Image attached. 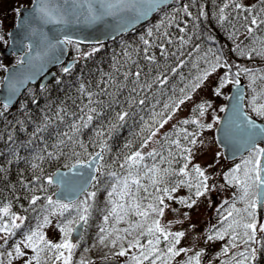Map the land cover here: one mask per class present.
Here are the masks:
<instances>
[{
  "label": "snow or ice",
  "instance_id": "1",
  "mask_svg": "<svg viewBox=\"0 0 264 264\" xmlns=\"http://www.w3.org/2000/svg\"><path fill=\"white\" fill-rule=\"evenodd\" d=\"M72 4L71 9H65L54 0H34L24 37L27 42H21L23 54L18 57L17 65L31 67L37 62L43 70L49 62L61 63L60 57L53 53L56 49L64 51L61 46L70 45L77 52L75 63L64 66L62 72L71 74L76 63L87 60L100 49L94 47L90 52H81V42L68 35L61 39L42 34L37 42L34 39L38 32L36 25L66 27L74 22L96 24L113 18L123 30L150 13L160 11L168 0H72ZM181 12L185 17L196 19L186 4L176 9L177 15L163 16L159 23L139 36L141 46L125 47L124 62H113V72L104 74L106 79L98 82L99 91L93 93L87 91L84 84L80 85L79 92L87 102L77 112L56 110L55 121L59 123H64L66 116L72 117L67 131H57L52 137L49 129L54 118L47 114L42 117L33 131L42 146L31 149L30 159L26 158L33 178L27 183L20 181L30 193L26 197L28 207L21 204L20 208L31 214L32 222L27 223L28 215L14 212L11 202L0 206V264H92L83 258L74 260L79 246L74 242V234L87 227L97 196V191L90 189H98L102 178L109 182L103 222L110 226L100 227L99 244L115 250L112 257L105 255L106 261L118 257L124 264H201L203 251L194 252L180 246L185 232L172 231L173 221H166L165 216L174 213L177 217L174 223L183 225L191 220V210L217 191L214 176L209 172L213 165L201 167L194 163L199 146L205 143L203 133L217 125L223 137L218 142L240 162L227 172L217 173L224 182L221 189L226 186L233 191L231 199L224 200L216 209L219 226L209 229L206 240L222 241L227 237L223 254L228 256L230 250H237L227 264H256L258 257L264 254V220L258 218V213H264V68L230 63L223 46L216 51L209 48L194 61L195 75L180 76L182 86L178 93L174 86L170 88L171 95L162 110L155 111L156 104H153L150 121L140 118V133L135 134L140 136L139 141H127L120 154L112 158L111 165L105 160L112 153L110 141L114 133L132 119L137 110H142L153 87L164 92L169 85V74L175 76L185 66L182 57L193 36L187 32V21H178ZM199 15L205 16L203 8ZM73 16L75 21L70 19ZM216 19L234 45L230 51L238 58L264 60V0H256L255 4L224 0ZM173 28L177 33L175 37L171 32ZM208 39L215 44L213 37ZM194 52H200L199 44L186 54L192 57ZM170 58L175 59V66H167ZM141 59L155 67V75L151 74V69L145 71ZM161 59L166 64L163 70L160 69ZM221 69L223 74L211 91L221 97L223 90L231 85L233 95L224 97L231 106L219 108L225 117L213 115L211 122H204L213 104L207 99L195 103L194 95ZM31 78L8 79L9 95L3 99L4 111H0V116L9 109L19 86ZM242 78L247 80L246 85ZM129 82L131 87H128ZM56 83L61 81L56 80ZM125 91L127 95L121 100ZM188 102L194 104L190 117L176 119L171 130L164 131ZM86 132L91 133L87 141L83 139ZM48 139H52V143H47ZM8 140L12 141V137ZM61 161L54 171L46 172V164ZM213 162H216L215 157ZM112 165H118L121 171H112ZM5 171L0 167V173ZM182 189H187V195L179 194ZM48 229H55L58 238H51ZM18 235L19 239H15Z\"/></svg>",
  "mask_w": 264,
  "mask_h": 264
},
{
  "label": "trees",
  "instance_id": "2",
  "mask_svg": "<svg viewBox=\"0 0 264 264\" xmlns=\"http://www.w3.org/2000/svg\"><path fill=\"white\" fill-rule=\"evenodd\" d=\"M224 0H175L171 5L165 6L160 9L148 22L140 25L134 30L123 34L113 41L105 43L100 46H88L80 44L81 52H90L94 47H98L100 50L94 55L90 56L87 60H80L79 63H76L75 68H73L71 74H64L62 72L63 67H58L56 69L57 76L54 77L42 90L38 84L30 85L22 94L20 99L14 105V107L9 108L5 111L4 116H0V167L5 168L4 173H0V206H3L5 203L11 202L13 204V211L18 212L21 215H28L29 221L31 223V214L23 212L20 208V205L23 204L24 207H28L26 197L30 195L26 189H24L20 183L23 180L25 183L32 180L33 173L29 167V164L26 163V158L30 159V152L33 148L41 147L39 140L33 136L34 129L40 125L42 117L47 114L54 118V123L49 129V133L52 137L55 136L57 131H67L68 124L71 123L72 117L66 116L64 123H59L55 121V112L58 108H64L68 112H77L78 108L82 106L83 103H86V99L79 92L81 84H84L87 91L97 92L99 91L97 85L102 79H106L104 74H109L113 72L112 65L115 60H119L120 63L124 62L123 50L127 45L133 47L141 46L139 36L145 34L146 29L153 27L155 24L159 23L160 19L165 16L177 15L176 9L182 7V5H188L189 11L192 12L193 17H185L181 12L177 19L178 21H187V32L189 35L193 36L192 41L185 48V54L183 59L185 60V66L179 69L177 75H170L169 85L166 86V90L162 92L161 90L156 89L154 86L151 93L149 94V100L145 106L142 107V110H137V114L127 121V123L119 128L113 135L110 145L112 148V153L110 156H106L105 160L108 164L111 165L112 158L117 154H120L123 145L127 141L138 142L140 136L135 135L140 133L142 126L141 117L144 120L151 119V113L153 111L152 105L156 104L155 111L159 112L162 110L163 103L167 101L168 96L171 95L170 88L175 87L177 93L179 87L182 86L180 76L190 77L196 74V69L193 68L194 61L202 56L205 51L211 48L213 51H216L223 46L224 55L228 58L230 63H239L241 65H246L253 68H264V60L259 57L255 58L252 61H248L245 58H238L237 55L230 51L234 46L231 41L227 39V33L217 23L216 14L218 9L222 6ZM256 3V2H255ZM253 3V4H255ZM258 6V5H257ZM201 8L205 12V16L201 17L199 15ZM226 11H230L226 10ZM227 27V25L225 26ZM173 37L176 36V29H171ZM183 35V34H181ZM211 36L215 40L213 44L212 40H209L208 37ZM242 39V37H241ZM247 43V41H245ZM195 44L200 45V52L193 53L192 57H189L186 53L191 49ZM172 50H175L173 48ZM77 55L76 49L74 46H70V59H74ZM141 66L145 71L152 70L151 74H156V69L152 65H148L145 61L141 59ZM175 59L170 58L167 61V66H175ZM166 67L165 62L161 59L160 69L163 70ZM222 73H223V69ZM122 79V77H120ZM142 77V81H143ZM56 80H60L61 83L57 84ZM244 84H247V80L242 78ZM131 83H128V87H131ZM246 88V92H247ZM124 95H127V91L121 96L123 100ZM139 98V97H138ZM247 99V97H246ZM33 100L36 103H33ZM159 101V103H156ZM0 111H4L2 104L0 103ZM189 118V117H188ZM22 122V123H18ZM171 130V127L166 130ZM49 133H43L42 135L48 136ZM90 132H86L83 139L88 140ZM12 137V141L8 140V137ZM47 143H52V139H48ZM51 150V149H50ZM92 149L90 148V151ZM19 157V159L17 158ZM11 161V163H9ZM237 160L234 163L230 164L224 172H227L235 163H239ZM61 162H54L52 164H46L45 169L47 173H50L59 166ZM107 170V169H106ZM112 171H121L118 165H112ZM223 172V173H224ZM109 187V182L107 178H102L101 183L97 188L90 189L92 191H97V196L95 198L94 207L92 209V214L89 219L88 225L85 228L83 239L78 243V248L74 256L75 261H79L83 258L86 261H91L92 264H96L98 261L104 259L105 255L112 257L114 249L109 247H104L99 244V232L100 227H109L110 225H104L103 216L106 214V196L107 190ZM231 191H233L231 189ZM39 194V193H38ZM180 195H187V189H182L179 193ZM19 196L20 200H16V197ZM83 199V197H81ZM231 199V196L228 200ZM220 207V206H219ZM225 207H227L225 205ZM216 223L213 226H219V214L215 213ZM27 223L25 227H27ZM111 223V222H110ZM212 226V227H213ZM207 228L206 233L209 234V229ZM49 236L51 238H58L59 233L55 229H48ZM19 239V235L15 238ZM223 243L225 247L227 245V237L225 240H217ZM11 244V241H10ZM8 247V246H6ZM10 250V248H9ZM237 251V250H230ZM223 252L219 251L220 258L223 256ZM7 258L5 257V260ZM222 260V259H221ZM220 261V260H219ZM217 264H221L216 260ZM18 264V262H16ZM121 264H124L123 259L121 258ZM256 264H264V254H261L258 257Z\"/></svg>",
  "mask_w": 264,
  "mask_h": 264
},
{
  "label": "rangeland",
  "instance_id": "3",
  "mask_svg": "<svg viewBox=\"0 0 264 264\" xmlns=\"http://www.w3.org/2000/svg\"><path fill=\"white\" fill-rule=\"evenodd\" d=\"M247 4H253L256 0H245ZM21 7L19 0H0V37H3L0 40V49H4L8 42V31L14 25L15 16L17 15L18 9ZM17 62L16 58L2 60L0 58V65H3V68H0V83L4 77L5 70L4 68H10V66L15 65ZM222 70H219L213 77L209 78V84L206 85L203 89L199 90L197 94L194 95V102L199 103L201 100H210L213 104V109L210 110L209 114H206L204 122H211V117L213 115H221L218 110L220 107L225 106V96H228L229 91L232 86L229 85L223 90L224 95L221 97H216L213 95L211 88L215 86L216 81L220 75H222ZM194 106L193 102H188L182 106L181 110L177 112L176 117L173 121L166 125L165 130L171 127L172 123H175L176 119H185L190 117L191 109ZM216 126L211 131H205L203 133V138L205 143L202 146H199L197 152V157L194 160V163L201 164L203 167H207L209 164L213 166L209 168L211 171H220L222 172L227 165L222 151L218 147L215 141L214 131ZM216 158V162H213V158ZM222 181V180H221ZM217 191H214L210 194V197L207 200L202 199L199 207L197 209L191 210V220H186L183 225L175 224L176 215L174 213H166L165 220L173 221L172 231H184L185 237L182 238L181 245L182 247H187L193 249V251H203L204 255L201 257V264H217L216 260L221 264H227L230 260L232 254L235 251H230L228 256L223 255L221 258L219 256V251L223 249V243L220 241H207L206 240V230L212 225L215 224L214 212L215 210L223 203L224 200H227L230 197L231 189L226 186L221 189L220 181L217 179L214 180ZM195 225V228L192 227ZM190 255L192 253H189ZM186 258V257H185ZM219 258V259H217ZM222 259V260H221ZM220 260V261H219Z\"/></svg>",
  "mask_w": 264,
  "mask_h": 264
},
{
  "label": "water",
  "instance_id": "4",
  "mask_svg": "<svg viewBox=\"0 0 264 264\" xmlns=\"http://www.w3.org/2000/svg\"><path fill=\"white\" fill-rule=\"evenodd\" d=\"M173 1L174 0H168V4L164 6L172 4ZM54 3L60 6L61 8H65V9H71L73 7L72 0H54ZM33 8H34V0L31 6L22 7L20 9L19 15L16 20V24L9 31V44L5 50L1 51L2 58H5L6 56H11L12 54H15V55H18L19 53L23 54L20 51L22 47L21 42L24 41V37L27 34L28 20L31 18V15L33 14ZM20 13H22V15ZM155 13H150L144 19L135 22V24H129L123 30L120 29V27L117 24V21L113 18H108L105 21L99 22L96 24H85L83 22H79V23L74 22V23L69 24L66 27L61 26V25L38 24L36 25V27L38 28V32H37L36 37H34V39L38 42L42 38V34H47L50 38L59 37L61 39L65 35H68L72 37L74 40H79L81 44H88V45L103 44L147 22L153 17ZM70 19L75 21L74 16L71 17ZM24 42L26 43L27 41H24ZM61 47L64 49V51H61L60 49H56L55 52L53 53L54 56L60 57V60L62 61L61 63L49 62L45 64V66L43 67V70H41L40 64L37 62H34V65L31 67H29L28 65H24V66L15 65V66H11L10 68H8V71H6L2 85L0 87L1 103H3V99L9 95V87H8L9 78L28 77V76L32 77L31 79L26 80V82L23 85L19 86V90L17 91L9 107H12L18 101L19 97L22 95L24 90L30 84H35L42 78L41 87L42 86L44 87L47 84V82L53 76L56 75L55 71H52L51 73H48V72L51 69L63 64L68 57L69 47L68 46H61ZM24 51H26V48H24ZM73 63L74 61L68 63L67 66L72 65ZM232 95H233V89H231L229 96H232ZM226 106L230 108L231 106L230 101L228 100L226 101ZM225 115L226 114L223 113L221 118L225 117ZM218 128L219 126H217L216 128V141L223 151L224 158L228 161L234 160L231 157L229 150L224 148L222 144L218 142L219 139H223L222 134L217 130ZM262 214L263 213H259L260 219H262ZM83 230L84 229H82L81 232L74 234V238H75L74 242L77 243L80 240L79 237L83 234ZM99 264H119V261L116 259H110L107 261L106 260L101 261L99 262Z\"/></svg>",
  "mask_w": 264,
  "mask_h": 264
},
{
  "label": "flooded vegetation",
  "instance_id": "5",
  "mask_svg": "<svg viewBox=\"0 0 264 264\" xmlns=\"http://www.w3.org/2000/svg\"><path fill=\"white\" fill-rule=\"evenodd\" d=\"M32 3V0H19V4L21 5V6H28V5H30ZM17 16V15H16ZM16 16H15V18H16ZM18 57L19 56H17V57H14V56H11V57H8V58H5V59H11V58H16V59H18ZM4 59V60H5Z\"/></svg>",
  "mask_w": 264,
  "mask_h": 264
}]
</instances>
